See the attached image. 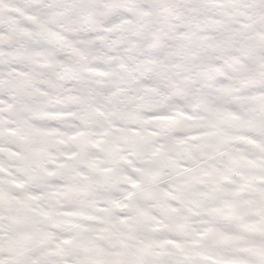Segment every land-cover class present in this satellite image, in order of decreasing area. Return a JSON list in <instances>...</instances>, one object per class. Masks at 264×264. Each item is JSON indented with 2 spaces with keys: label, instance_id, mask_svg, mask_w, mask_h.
Returning a JSON list of instances; mask_svg holds the SVG:
<instances>
[{
  "label": "snow or ice",
  "instance_id": "1",
  "mask_svg": "<svg viewBox=\"0 0 264 264\" xmlns=\"http://www.w3.org/2000/svg\"><path fill=\"white\" fill-rule=\"evenodd\" d=\"M0 264H264V0H0Z\"/></svg>",
  "mask_w": 264,
  "mask_h": 264
}]
</instances>
